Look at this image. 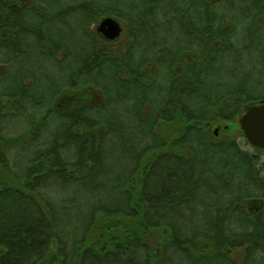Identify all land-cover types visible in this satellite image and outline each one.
I'll use <instances>...</instances> for the list:
<instances>
[{
  "label": "trees",
  "instance_id": "16d2710c",
  "mask_svg": "<svg viewBox=\"0 0 264 264\" xmlns=\"http://www.w3.org/2000/svg\"><path fill=\"white\" fill-rule=\"evenodd\" d=\"M99 1L0 0V264H264V150L226 128L264 86L220 76L245 51L264 73V0L128 23L122 52Z\"/></svg>",
  "mask_w": 264,
  "mask_h": 264
},
{
  "label": "flooded vegetation",
  "instance_id": "af4514ba",
  "mask_svg": "<svg viewBox=\"0 0 264 264\" xmlns=\"http://www.w3.org/2000/svg\"><path fill=\"white\" fill-rule=\"evenodd\" d=\"M114 6L118 9L120 15L103 16L96 25V31L98 35L106 41L104 42L105 45H111L116 48L115 50L120 52L123 51V47L128 42L129 37L133 35L127 30L128 23H147L151 26H154V24H186L191 22L196 23L199 19H202V12L208 14L205 19L213 20L214 18L216 20L218 15L223 14L225 11H228L227 13H233V9L231 7L232 1L229 0H116ZM106 17H113L119 21L122 26L121 34L114 39L107 38L98 31L100 22ZM149 36L153 38L155 33L150 32ZM153 68L155 69V67ZM175 71L178 72L177 76H175L177 79L184 77V69L176 67ZM124 72L129 71L125 70ZM143 72L144 71L141 73ZM123 74V79L125 81L132 80L133 75H129L127 73ZM148 75L149 74H146L143 77H147ZM120 77H122L121 73L119 78ZM69 91H66L67 94L65 97L63 96L58 99H94L95 96V94H88V96L80 98L71 90ZM120 94L121 92L119 95ZM218 133L215 134L218 135Z\"/></svg>",
  "mask_w": 264,
  "mask_h": 264
},
{
  "label": "rangeland",
  "instance_id": "374dc122",
  "mask_svg": "<svg viewBox=\"0 0 264 264\" xmlns=\"http://www.w3.org/2000/svg\"><path fill=\"white\" fill-rule=\"evenodd\" d=\"M99 2H101L102 4H104V3L107 4L108 2L114 4L116 2V0H100ZM65 19L68 20L69 17H66ZM76 21H77V19L75 17H71V19L68 20L69 24H72V25ZM73 29H74V27L72 26V30ZM238 31H239V34L241 36H244V34L246 33L242 29H240ZM163 32L167 33V34H171L170 32H167V31H163ZM169 42H170V40H169ZM241 54L239 55L236 52H234V54L233 53L227 54L222 59V62L225 63V66L227 67V69L229 68L230 70L231 69L233 70V72H234L233 78L230 77L229 72H224V76L220 75V74L219 75L224 77L226 82H231V85H233V87H239L241 84L242 78L244 76H246L248 83L258 85L257 88H255L256 90H253V93L260 94L262 91L261 86H264V73L261 71L263 68L259 64H257L256 62H253L250 60V55L248 52L245 51V52H242ZM47 67L49 68V64H47ZM64 67H66V66L64 65ZM68 68L70 69L71 66H68ZM57 70H58V68H55V66L53 65V67L51 68V71L49 70V71H47V73L51 76H54V75L58 76L60 73L58 74ZM62 76H63V74L61 75V77ZM259 76H261L262 81H261ZM62 80H65V79H62ZM46 81H48V80L46 79ZM49 82H51V81H49ZM55 82H56V80H55ZM258 82H261V84L259 85ZM49 88H51V87H49ZM95 95H97V94H95ZM60 102L63 103L66 101L60 100ZM118 116L119 115H117V117ZM238 120H237V122L230 123L231 125L230 124L226 125L227 131L229 133L228 134L229 138H233V139L240 141L245 149H248V150L253 152L254 147L251 144H249V145L245 144L246 139L243 136L244 134L240 128ZM217 129L220 130L219 127H217ZM225 136H227V135H225ZM262 159H264V154L262 155Z\"/></svg>",
  "mask_w": 264,
  "mask_h": 264
},
{
  "label": "water",
  "instance_id": "95a60500",
  "mask_svg": "<svg viewBox=\"0 0 264 264\" xmlns=\"http://www.w3.org/2000/svg\"><path fill=\"white\" fill-rule=\"evenodd\" d=\"M98 31L105 37L114 39L121 34L122 26L113 17H106L100 22ZM238 121L247 141L252 146L264 150V100L249 106ZM218 130L215 129L216 134Z\"/></svg>",
  "mask_w": 264,
  "mask_h": 264
}]
</instances>
